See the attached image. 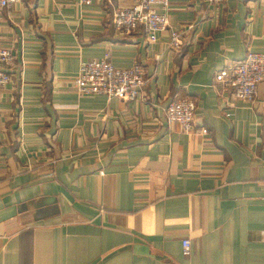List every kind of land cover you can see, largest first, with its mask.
<instances>
[{"label":"crops","instance_id":"1","mask_svg":"<svg viewBox=\"0 0 264 264\" xmlns=\"http://www.w3.org/2000/svg\"><path fill=\"white\" fill-rule=\"evenodd\" d=\"M129 4L21 0L0 14L14 55L0 88V264H264V80L253 103L213 86L229 60L264 52V0H169V25L191 26L178 50L166 32L119 36L112 11ZM105 51L151 76L141 98L76 92L80 62ZM187 97L190 133L164 112Z\"/></svg>","mask_w":264,"mask_h":264},{"label":"built area","instance_id":"2","mask_svg":"<svg viewBox=\"0 0 264 264\" xmlns=\"http://www.w3.org/2000/svg\"><path fill=\"white\" fill-rule=\"evenodd\" d=\"M21 0H0V14ZM209 6L219 7L224 0H206ZM89 4L92 0H77ZM169 0H130L126 7L112 11V24L119 36H127L142 28L149 41H156L160 33L166 32L167 46L178 50L183 45L184 34L189 29H177L169 25ZM14 55L7 47L0 46V88L11 81ZM151 76L144 67L134 63L126 68L116 67L109 51L99 59L82 61L72 83L79 94H102L107 98L134 101L141 98ZM264 80V52L247 50L237 60H229L217 70L213 86L221 98L256 102L257 85ZM198 104L194 97L172 100L165 106L167 124H178L183 132H194ZM229 117L231 112H223ZM198 132L208 134L202 126ZM183 250L188 251L189 239L182 240Z\"/></svg>","mask_w":264,"mask_h":264},{"label":"water","instance_id":"3","mask_svg":"<svg viewBox=\"0 0 264 264\" xmlns=\"http://www.w3.org/2000/svg\"><path fill=\"white\" fill-rule=\"evenodd\" d=\"M135 247L138 248L143 253H148L149 252V250H148V248L146 246L137 245Z\"/></svg>","mask_w":264,"mask_h":264}]
</instances>
